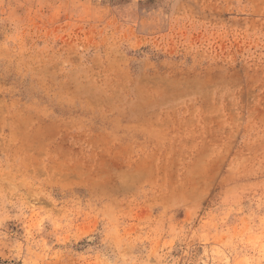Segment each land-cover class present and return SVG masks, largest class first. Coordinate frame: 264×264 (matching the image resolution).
<instances>
[{
	"label": "rangeland",
	"instance_id": "374dc122",
	"mask_svg": "<svg viewBox=\"0 0 264 264\" xmlns=\"http://www.w3.org/2000/svg\"><path fill=\"white\" fill-rule=\"evenodd\" d=\"M1 264H264V0H0Z\"/></svg>",
	"mask_w": 264,
	"mask_h": 264
},
{
	"label": "trees",
	"instance_id": "16d2710c",
	"mask_svg": "<svg viewBox=\"0 0 264 264\" xmlns=\"http://www.w3.org/2000/svg\"><path fill=\"white\" fill-rule=\"evenodd\" d=\"M1 264V263H0Z\"/></svg>",
	"mask_w": 264,
	"mask_h": 264
}]
</instances>
